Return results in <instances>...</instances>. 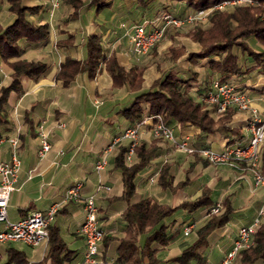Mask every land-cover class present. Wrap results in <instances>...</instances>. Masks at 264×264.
Wrapping results in <instances>:
<instances>
[{"label":"crops","instance_id":"crops-1","mask_svg":"<svg viewBox=\"0 0 264 264\" xmlns=\"http://www.w3.org/2000/svg\"><path fill=\"white\" fill-rule=\"evenodd\" d=\"M102 1L109 4L99 9L93 0H86L78 14L66 20L73 12V7L63 0L55 9L51 8L48 0H22L23 5H38L37 10L29 14V18L33 23H48L49 35L36 43L22 39L19 42L20 55L9 60H40L45 62L46 69L37 79L21 75L19 80L22 91H11L9 94V122L0 125V161L10 159L11 145L7 138L16 137L19 140L17 156L20 169L16 189L12 191L7 207L10 221H16L34 211H45L54 202H62L66 191L79 181L82 197L93 193L96 198L99 225L106 236L100 246L104 264H121L116 259L118 242L107 236L122 237L125 234L126 222L122 212L126 203L120 198L123 190L121 170L115 167L113 161L119 145L127 143L124 140L114 148L109 146L114 137L131 125L119 116L117 110L128 106L133 94L126 85L113 86L103 62L94 78L79 73L68 86L57 80L55 74L65 56L79 59L84 57L83 41L91 33L101 36L104 52H114L123 66L140 65V55L136 54L142 52L131 46L129 30L125 29L128 26L131 30L134 24L154 19L158 10L154 13L152 7L142 8L137 0ZM13 19L14 14L7 9V0H0V24L6 26ZM150 28L151 24L147 25V29ZM69 34L73 35V41L66 45L58 44L59 40L66 39ZM174 39L177 40V37ZM169 44H172V40ZM198 46L194 45L190 49L185 47L186 52L197 51ZM253 48L260 49L261 46L258 44ZM247 60V55L243 53L239 65L244 68ZM172 65L174 63L170 62V67ZM175 65L183 77L195 73L193 90L210 86L214 75H210L205 63L193 65L187 61L185 54ZM160 70L147 81L145 69L142 83L144 88L150 86ZM10 73L11 68L0 58V87L9 83ZM226 79L250 95L255 105L252 110H257L260 119L264 121V91H261L264 85V66L255 67L242 75H228ZM147 120L140 125L139 143H146L147 146L153 144L154 152L148 164L136 176L133 201L150 197L160 203L175 206L185 199L196 198L204 187L211 190L212 204L229 199L233 207L229 221L208 234L207 243L202 249L204 261H193L191 264L220 262L231 249L238 228L250 224L258 216L264 203L263 188H255L247 164L212 165L194 154L178 151L170 141L155 138L151 125L153 118ZM251 121V111L235 110L231 120L225 124L228 128H234L230 132L217 130L204 133L196 126L176 121L169 122V125L174 126L175 130H172L176 139L186 137L191 146L221 150L229 145L247 143L251 136ZM41 125L43 130L49 131L51 143L44 156L39 155L37 138V128ZM103 157L107 163L98 175L95 166ZM134 160H137L136 156ZM165 164L173 184L186 180L182 187L170 190L158 183L160 171ZM99 178L109 190L95 191ZM206 211L207 207L192 211L179 209L165 219L175 234L169 243L157 245L160 258L158 264H180L174 258L181 255L182 248L194 240L195 228L206 219ZM84 216L82 200L68 201L62 202L51 221L59 228L67 248L74 252L71 259L61 264H83L85 240L79 227ZM188 223L194 226L191 234L193 228L183 230ZM260 223L264 225V217ZM3 227L4 224L0 223V229ZM47 242L36 246L21 241L0 243V264H58L53 259H44ZM10 248L24 254L22 263L16 260L8 262ZM230 264L244 263L236 256ZM254 264H264V261Z\"/></svg>","mask_w":264,"mask_h":264},{"label":"trees","instance_id":"trees-1","mask_svg":"<svg viewBox=\"0 0 264 264\" xmlns=\"http://www.w3.org/2000/svg\"><path fill=\"white\" fill-rule=\"evenodd\" d=\"M63 1L74 9L73 14L66 19L69 20L78 14L80 7L86 0ZM93 1L99 9L109 4L102 0ZM137 1L142 8H154L156 6L155 11H152L154 13L159 9L157 5L161 2L159 0ZM221 1L223 0H166V3L162 2L164 3L162 7L168 9L170 2H180L185 6V9L190 10L212 7ZM252 1H254L253 4L236 5L229 11L213 9L207 27L195 26L188 31L191 38L199 43L200 48L197 51L186 52L182 46L170 45L167 54L174 65L167 69H161L159 75L153 79L147 88L142 85L143 66L133 64L125 67L120 64L114 52L109 54L104 52L101 36L94 33L86 35L83 41L84 57L79 59L69 55L65 56L55 78L60 80L64 86H68L79 73H86L89 78H94L103 62L106 71L112 78L113 86L126 85L133 94L130 104L117 110L119 116L131 124L127 128L140 125L146 117L158 121L159 116H161L166 125L171 121L180 124L189 123L204 133H213L217 130L233 131L234 128H228L225 124L231 120L235 111L229 106L235 105L227 106V109L218 112L217 118L213 117L212 112H217L214 111L216 110L215 107L211 106L209 109V104L203 101L204 97L202 96L209 86L202 90L199 88L193 90L192 82L196 78L195 73L183 77L178 73L179 67L175 63L185 54L187 60L193 65L202 63L204 59H207L206 63L210 75L219 74L223 81H229L226 79L228 75H242L252 71L255 67L264 66V0ZM7 2V9L14 14V19L6 26L0 24V58L6 61L11 68V73L9 83L0 87V125L9 122L7 109L9 94L11 91H22L19 77L26 75L29 78L37 79L46 69L45 62L40 60L19 58L10 61L9 59L20 55L19 42L22 39L36 43L49 35L48 23H33L29 18V14L34 13L38 5H23L22 0H7ZM248 37H254L261 48H253L245 40ZM70 41H73L71 34L66 39L59 40L58 44L66 45ZM236 48L238 49L236 50ZM243 53L248 57L244 68L239 65V58ZM261 91H264V85L261 87ZM124 130L118 135H121ZM237 145L244 146L246 143ZM128 148L129 142L119 145L113 161L115 167L121 170L123 190L120 198L126 203L122 212V217L126 222L125 234L122 237L107 236L108 239L114 238L118 242L116 247L117 261L121 264H158L160 258L157 254V245L169 243L175 234V231L165 223V219L179 209L192 211L207 207L206 219L195 228L194 240L182 248L181 255L174 258L180 264L204 261L205 256L202 249L207 243L208 234L216 228L223 227L232 215L233 207L229 199L225 198L222 202H216L221 206L216 214L209 212L210 206L216 204H212L209 187H204L196 198L185 199L175 206L160 203L150 197L133 201L136 193V176L148 164L154 148L153 144L147 146L146 143H139L134 147L137 160L131 164L126 162L125 154ZM260 152V172L264 175L263 142L259 147V158ZM167 169V165H163L158 177V183L162 187L175 190L186 183V180H182L173 184ZM48 232L49 238L44 259H53L58 264L71 259L74 252L67 248L56 224L50 223ZM251 237L252 240L250 239L249 245L237 253L238 259L244 264L264 261V225L260 224L256 231L252 232ZM105 238L106 236L103 235L102 240ZM23 259L25 256L21 251L9 249L8 262L16 260L22 263Z\"/></svg>","mask_w":264,"mask_h":264},{"label":"built area","instance_id":"built-area-1","mask_svg":"<svg viewBox=\"0 0 264 264\" xmlns=\"http://www.w3.org/2000/svg\"><path fill=\"white\" fill-rule=\"evenodd\" d=\"M52 9H55L59 6L60 3H57V0H48ZM161 28H164L161 27ZM160 29H155V34L158 33ZM129 39L131 46H136L138 52L143 50V48H147V41L151 40V36H147V23L143 21L142 23L134 24L132 29L129 31ZM204 98L208 99L209 107H211V101H219V110L220 99L231 100H242L248 99L249 96L247 93L240 89H234V84L229 81H223L218 77L212 80L209 88L202 95ZM99 102V101H98ZM97 102V104H98ZM214 110V111H219ZM148 118L143 120L147 121ZM143 120L141 122H143ZM145 121V122H146ZM155 123V122H154ZM155 131L158 132L162 137L167 140L174 141L179 147H192L187 143L186 140L176 141L174 138L173 132H171V128L166 126L165 123L160 119L156 121ZM261 125V124H260ZM254 129V136L251 138V143H257V135L259 133V126H252ZM138 125L134 126V130H124L121 134L122 136L118 139L113 140V143H116L121 138L128 137L129 140V160L131 156L134 154V144L133 143V134L137 133ZM37 138L39 141V149L40 156H44L46 154V148L49 142V131L42 130L41 128H37ZM7 141L11 145V156L9 160L0 161V223L4 224V227L12 228V237H21V239L26 240L28 243H35L39 245L44 243V232H41V225L47 223L52 217L56 216L58 209L61 207L62 202L68 201H79L82 200L83 208H84V220L79 227V232L83 235L85 240V251L83 254V264H104L102 251L100 249L101 242L103 239L104 232L99 225L98 220V210L96 205V198H93V193L89 194L85 197H82L81 188H79V181L74 183L65 193L64 199L62 202H54L52 203L45 211H34L29 213L28 215L16 220L10 221L7 216V207L10 195L12 191L16 189V182L18 179V173L20 169V160L17 156V148L19 145V140L14 139V137L7 138ZM203 151H209L210 153H215V150L211 148H201ZM237 150H243V146L233 149L232 153L237 154ZM103 159L105 157L98 160V166L95 169L98 173L103 170ZM260 158L258 162L254 165H249L252 170L254 183L255 185H264V175L260 172ZM107 190L109 189L104 183L98 182L96 186V190ZM220 204L216 203L214 206L210 208V213H217L220 209ZM262 212V210H261ZM259 219L256 217L250 224L241 226V236L238 237V244L232 245L231 249L227 252V254L223 257L220 262L215 264H229L232 259L233 252H239L243 248V243L248 240V229L256 228L258 225ZM187 228H194L193 224H187L184 226L183 230ZM0 243H3V236H1L0 229Z\"/></svg>","mask_w":264,"mask_h":264},{"label":"rangeland","instance_id":"rangeland-1","mask_svg":"<svg viewBox=\"0 0 264 264\" xmlns=\"http://www.w3.org/2000/svg\"><path fill=\"white\" fill-rule=\"evenodd\" d=\"M61 1H60V3H61ZM159 1H161V2H160L159 7H158L159 9L156 12L157 15L155 16V18L152 19L151 21H148V20H145V21L148 22V25L151 24V28L152 29H160L161 27L164 26L163 31L161 32V36L157 40V42L152 47H150V49L148 51H146V52L140 51L142 53L136 54V55H140L139 63H141L140 65L143 66L144 71L146 69L145 74H146V80L147 81H150L152 79V77H154V75H156L158 73V70L159 69H167V68L170 67V62L171 61H170V58H169V56L167 54V50H168V48H169L170 45L173 44V45L179 46V47L182 46L185 50H186L185 47H187L188 49H190L191 47H194V45L195 46L197 44L199 45L198 42L194 41L191 38L190 34H188L189 33L188 31L190 29H192L193 27H195V26L207 27L209 25V16H210V13L213 11V9H215V10H223V11L224 10L229 11V10L233 9L236 5H246V4H253L254 3V1H252V0H223L220 3H217V4H215L212 7H208V8H197V9L193 8V9H190L189 10L187 8L185 9V6L182 3H180V2H170V4H168L169 7L167 9L166 7L165 8L162 7V5H164V3H166V0H159ZM162 2H164V3H162ZM7 7H8V2H7ZM57 7H59V6H57ZM154 9H155V7L152 8L151 11H155ZM73 11H74V9H73ZM72 14H73V12L70 14V16ZM124 26H126V25H124ZM151 28H150V30H152ZM128 30L130 31V29H128V26H126L125 31H128ZM176 31H179V33H176ZM175 36L177 37V40L174 39L175 40V42H174L173 38ZM170 40H172V44H169L170 43ZM245 40L252 47H254L255 45H258L259 44L258 42H256V40H255L254 37H248ZM129 42H130V39H129ZM192 42L195 43V44H192ZM198 47L200 48V45ZM237 49L238 48H236V50ZM186 59H187V57H186ZM206 60L207 59H204V61L202 63H205L207 65ZM239 61H240V58H239ZM200 64L201 63L194 64V65H200ZM196 69H198V67ZM200 71H202V70H200ZM143 74H144V72H143ZM217 77L219 79H221V77H220L219 74H215L214 77L211 79V81L214 80ZM143 80H144V77H143ZM229 82H232V81L229 80ZM210 84H211V82H210ZM242 91H244L245 93H247L245 90H242ZM247 95L250 98V100H249V102H250V108L249 109H240V108H237L235 106H229V107H232L234 110H249V111L252 112V117H254V116H258L259 117L260 113H258V111L257 112H254L252 110L253 108H255L253 99L250 97V95L248 93H247ZM209 109H211V108L209 107ZM211 115H213V117L216 118V116L218 117L219 113L218 112H212ZM160 119L162 120L161 116H160ZM259 119H260V117H259ZM145 121L146 120H143V122H141L140 125H142L143 123H145ZM154 122L156 123V120H153L152 123H151L153 136L155 138H162L164 140H167V139H165L164 137H162L160 134H158L155 131V128L157 126H156V124ZM163 123H164V121H163ZM140 125H138L137 136H136V140H135L136 142L134 144V147H136L139 144V139H140ZM166 126H169L171 129H174V126L173 125H169L168 124ZM130 128H132V127H130ZM172 132H173V130H172ZM173 134H174V132H173ZM121 136L122 135H120L119 137H121ZM174 138H175L176 141L186 140L187 143L189 144V142H188V140H187L186 137L185 138H182V139H176V137L174 135ZM113 139L111 140L110 146H109L111 148H114V146H116L118 144H121L122 141H124V140L126 141L125 143H128L129 140H130L128 137L122 138V139L120 138L118 142L113 143ZM167 141H170L171 143H173L174 146H175V148L178 151L186 152L188 154H194L197 158H201L200 160H205V161H207L208 163H210L212 165H222V164L230 165L228 163H216L215 164V163L210 162L209 160H207L205 158L204 153L202 152V149H201L202 147H196V148H192V147H186V148L185 147H181L182 148L181 149L179 146L176 145V143L174 141H171V140H167ZM263 143H264V141H263ZM262 146H263V144H262ZM208 148H210V147H208ZM211 149H213V148H211ZM224 149H221V150H224ZM213 150H215L217 152L221 151V150H217V149H213ZM261 150H262V147H261ZM134 156H135V152L131 156L130 160H126V162L128 164L133 163L135 161L134 160ZM239 161L237 160L236 161L237 163H235V164H240V163L247 164L248 169L252 173V170H251V167L249 166V162L248 161H245V160H242V162L241 161L239 162ZM260 161H261V152H260ZM101 171H103V170H101ZM101 171L99 173L97 172V174L100 175ZM98 182L101 183L102 180H100V178H99V181ZM98 182H97V184H98ZM253 185L255 186V188L261 187L264 190V185H255L254 178H253ZM107 190H109V189H107ZM95 191H96V189H95ZM96 196H97V193H96ZM210 208H211V206H210ZM10 209H12V208H10ZM261 210H262V212H261ZM211 214H216V213H211ZM262 217H264V203H263L261 209L258 212V216H257V218L259 219L258 225L256 226V228H252L253 231L254 230L256 231L257 227L261 224L260 223V220H261ZM192 232H194V228H193V230L189 234H191ZM189 234H187V235H189ZM251 240H252V237H251ZM236 256H237V254H236ZM0 259H1V254H0Z\"/></svg>","mask_w":264,"mask_h":264},{"label":"bare ground","instance_id":"bare-ground-1","mask_svg":"<svg viewBox=\"0 0 264 264\" xmlns=\"http://www.w3.org/2000/svg\"><path fill=\"white\" fill-rule=\"evenodd\" d=\"M60 1L61 0H57V3H60ZM145 23H147V25H148V22L145 21ZM162 31H163V28H160L158 33L155 34V29H152V30L148 29L147 30V36H151V40L147 41V48H143V50H141V51L142 52L148 51L150 49V47H152L157 42V40L160 38ZM234 89H239V88L236 85H234ZM249 100H250V98L242 99V100H231V101H229L227 99H220V106H221L220 110H219V101H211V106L215 107L216 110H219L217 112L223 111L229 105H235L237 108H240V109H249L250 108ZM203 101L205 103L209 104L207 98H203ZM256 112H257V110H256ZM252 126H259V133L257 135V143H251V138L254 136V129L252 128ZM39 128L42 129V125L39 126ZM126 130H134V127L128 128ZM249 130L251 131V136H250L248 142L246 143V145L243 146V150H237V154L232 153V150L239 148L241 146L234 144V145L228 146L227 148H225L224 150H221L219 152L215 151V153H217V155H215L214 153H210L209 151H203L202 150L205 158L207 160H209L210 162L215 163V164L216 163L233 164V163H236L237 160L238 161L240 160L241 162H242V160H245V161L249 162V165H254L259 160V147H260V144L264 140V122L261 119H259L258 116L252 117V121L250 123V129ZM171 132H172V129H171ZM136 136H137V133L133 134V143L136 142L135 141ZM14 139H17V138L15 137ZM116 139H118V136L114 137L113 140H116ZM49 149H50V144H48L46 151H48ZM125 156H126V160H129L128 151L126 152ZM106 163H107L106 160L103 159V167L105 166ZM97 166H98V162L96 163L95 168H97ZM79 188H80V185H79ZM93 198H95L94 195H93ZM52 219H53V217H52ZM52 219H50L47 223H44L41 225V232H44V239H45L44 242L48 241V238H49L48 226L51 223ZM252 232H253L252 228L248 229V240L245 243H243V247L249 245ZM1 236H3V242L21 241V242H24L28 245H33V246L35 245V243L26 242V240L21 239V237H12V228H10V227H3L1 229ZM237 236H241V227L238 230ZM237 244H238V237H236V239L233 242V245H237ZM237 253L238 252L232 253V259L236 256Z\"/></svg>","mask_w":264,"mask_h":264}]
</instances>
